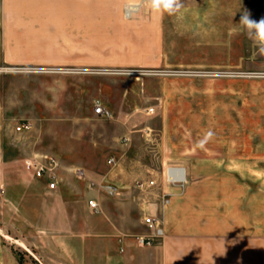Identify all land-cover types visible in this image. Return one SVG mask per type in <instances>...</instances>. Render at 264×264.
Returning a JSON list of instances; mask_svg holds the SVG:
<instances>
[{
    "label": "rangeland",
    "instance_id": "374dc122",
    "mask_svg": "<svg viewBox=\"0 0 264 264\" xmlns=\"http://www.w3.org/2000/svg\"><path fill=\"white\" fill-rule=\"evenodd\" d=\"M64 2L55 0L57 14L51 15L58 19V35H64L60 34L64 28ZM180 3L181 9L169 15L153 11L146 0H89L87 39L50 36L48 41H42L63 53L70 48L79 54L88 51L86 66H76L72 71L63 70L70 68L67 66L0 70V233L10 239L1 234L0 238L20 264L38 262L18 246V241L43 264H78L77 258L81 261L82 257L66 255L64 247L75 245L71 238L87 235L88 262L101 264L97 254L109 256L113 250L104 225L118 224L120 240L140 234L144 226L138 210L139 192L133 189L131 180L115 182L119 195L111 197L99 188L90 189L75 172L80 169L99 180L109 172L110 156L120 158V175L131 173L136 178H147L162 170L158 113L161 81L165 79L184 81L183 88H179L184 91L185 115L193 116L169 120L168 134L179 133L184 145L199 140L202 145L217 143L220 147L226 134L232 133L233 154L243 155V166H239L240 160L234 161L233 168L226 167V163L218 168L199 164L193 168L192 179L199 182L214 174L231 178L235 182L233 191H241L249 199V206L240 207L260 233V192L264 193V175L260 174L264 54L248 34L238 31L236 23L242 9L249 10L253 19L264 18V0ZM135 5L138 8L134 9ZM50 23L52 27L54 22ZM129 45L136 50L134 54L127 48ZM124 62L133 65L118 67ZM116 95L137 104V118L122 128L114 118L92 114L96 99L105 96L113 102ZM167 102L170 111H181L175 99ZM149 108L153 109L150 114ZM18 121H27L29 129L17 131ZM125 129H130L133 137L120 140ZM241 148L246 151L240 153ZM33 155L57 161L56 189L47 190L43 179H35L24 169L22 160ZM18 181L23 185L18 187ZM217 186L222 190L218 196L222 197L225 188L232 185L222 182ZM203 187L198 184L194 190L205 192L209 185ZM90 196L99 202L97 213L86 208ZM200 203L204 213L214 212L209 210L210 202ZM220 210L222 206L216 209ZM201 217L206 222L210 216ZM217 218L220 223L228 219L211 216Z\"/></svg>",
    "mask_w": 264,
    "mask_h": 264
},
{
    "label": "crops",
    "instance_id": "0c3cea01",
    "mask_svg": "<svg viewBox=\"0 0 264 264\" xmlns=\"http://www.w3.org/2000/svg\"><path fill=\"white\" fill-rule=\"evenodd\" d=\"M133 7L134 9L138 8V5ZM63 8L64 28L63 33L62 28L60 29V34L64 35H58L56 26L58 19L57 17L51 18V15L56 16L54 12L57 14L55 0H0V70L4 69L3 67L67 66L70 68H64L63 70L72 71L74 70L72 68L76 66H86L88 64V51L82 50L79 54L74 51V48H70L65 49L63 53L58 51L57 48L51 49L46 42H42L48 41L51 38L50 36L55 39L65 38L71 40L74 38H80L81 40L88 38L89 0H65ZM50 22H54L52 26L54 29L50 27ZM127 48L133 54L136 52L131 45ZM139 55L143 54L139 52ZM131 65L133 63L124 62L119 63L118 67L129 68ZM179 86L183 88L184 81L171 79L161 81L162 96L158 113V120L161 121L159 144V161L163 166L161 171L168 166H179L185 169L186 174V183L182 190L177 187L169 189L172 196L170 203L163 212L164 235L161 239H158L151 246H140L136 241L137 236L148 235L151 232L141 222V208L145 197L134 187L135 180L145 178H136L131 173L120 175V172H122L121 161L120 158L115 156L108 157L109 172L99 180H95L83 173L82 170L77 169L80 171V175L75 174L76 177L86 180L90 189L93 187L99 188L111 197L119 195L115 182H122V179L131 180L133 189L139 192L138 210L140 223L144 228L140 234L134 236L135 238L125 237L120 240L118 233L121 232V227L118 224L112 227L104 225V231L109 232L111 236L110 246L112 245L113 250L109 256L102 253L97 254L96 257L101 259V264H264V193L260 192V233H258L259 230L252 227L247 214L240 207L243 204V206H249V199L244 197L243 192L233 191L235 182L231 178L222 179V177L214 174L205 176L201 181L195 182L191 177L193 168L199 164H207L218 168L222 163H226V167L233 168L236 166L233 165L234 161L240 160L239 166H243V155L235 156L233 154L232 133L226 134V139L222 140L223 144H220V147L217 146V143L212 146H205L200 144L199 140L196 143L190 144L189 142L184 145V141L180 143L179 133L168 134L169 120L179 121L185 118H193L190 113L187 117L185 115L184 91L182 88L180 90ZM101 97V101L100 99H96V101L109 111L110 116L96 117L114 118L115 124L119 128L126 126L127 123L129 124L137 118L136 102L124 101L119 95H116L113 102H110L105 96ZM169 99L173 101L175 99L176 107L181 111H174V109L170 111L167 102ZM172 105L175 106L173 102ZM121 132L123 133L120 140L131 139L134 134L130 129ZM260 136H262L260 138V174L264 175V170H262L264 168V125H260ZM169 140L171 142L168 143ZM117 146L123 148L119 143ZM244 151H246L245 148L240 149V153ZM204 152L207 154H202ZM33 156L36 157V155ZM111 157L113 162L109 161ZM116 171H118V175H115ZM161 171L154 176L157 175L159 178ZM25 173L24 171V176L28 177ZM107 175L109 176L106 177ZM222 182L226 185L230 183L232 186L230 189L225 188V192H222L224 194L219 197L218 192L222 190L217 185ZM17 183L18 187L23 185L20 181ZM198 184L204 186L203 188H205V184H208L209 188L207 191L204 189L205 192L195 191L194 189ZM108 185L115 187L116 192L114 194L107 193L105 187ZM212 185L216 186L213 187ZM89 198L96 199L94 196ZM206 201L210 202L209 210H214V212L204 213L203 204L200 202ZM85 205L88 209L87 204ZM221 206L222 211H216ZM207 213L208 215H206ZM217 215L230 219V222L228 219L225 220V223H220L221 220H218V218L217 220L211 219V216ZM201 216L210 217L205 222L202 221ZM251 232H255V234H250ZM1 235L10 239L7 234ZM78 238H71L72 243H75V245L72 248L64 247L65 253L70 256L79 255L80 258L82 257L83 260L81 261L77 258L78 264H89L88 236L84 235ZM19 243L24 246L18 245L21 249L36 258L34 260L38 262L37 264H43V260L38 259L34 252L29 250L23 242L18 241L17 244ZM120 246L121 251H118ZM73 250L75 251L73 252ZM0 264H20L12 251L2 245L1 238Z\"/></svg>",
    "mask_w": 264,
    "mask_h": 264
},
{
    "label": "built area",
    "instance_id": "2783aa9c",
    "mask_svg": "<svg viewBox=\"0 0 264 264\" xmlns=\"http://www.w3.org/2000/svg\"><path fill=\"white\" fill-rule=\"evenodd\" d=\"M148 113H152L153 109L149 108ZM95 116L109 117L110 113L104 109L99 103H95L92 109ZM30 124L27 121H19L16 123L17 131L28 130ZM109 161L113 162L111 157ZM23 166L25 170L31 173L35 179H43L45 181V187L51 191L58 186V163L53 157L44 156L43 158H37L35 156L26 157L23 159ZM77 176L80 175V171L75 172ZM186 183L185 169L179 166H168L161 175L150 176L145 179H138L134 181V187L140 193L143 194L145 199L141 208L142 216L141 222L150 229V234L139 235L136 238L138 245L151 246L158 239H161L163 234V212L165 207L170 203L172 196L169 189L177 187L183 189ZM108 194H114L116 192L115 187L108 185L105 187ZM3 191V184L0 178V193ZM88 209L92 212L99 210V205L96 199L89 198L86 202Z\"/></svg>",
    "mask_w": 264,
    "mask_h": 264
},
{
    "label": "clouds",
    "instance_id": "9594fccd",
    "mask_svg": "<svg viewBox=\"0 0 264 264\" xmlns=\"http://www.w3.org/2000/svg\"><path fill=\"white\" fill-rule=\"evenodd\" d=\"M146 2L153 11H163L169 15L177 13L182 7L180 0H146ZM236 26L238 31L248 34L258 45L260 52L264 54V18L253 19L249 10L242 9Z\"/></svg>",
    "mask_w": 264,
    "mask_h": 264
},
{
    "label": "bare ground",
    "instance_id": "6f19581e",
    "mask_svg": "<svg viewBox=\"0 0 264 264\" xmlns=\"http://www.w3.org/2000/svg\"><path fill=\"white\" fill-rule=\"evenodd\" d=\"M5 238H7V239H8V237H7V236H6ZM18 245H19V246H21V247L23 246V245H21L20 243H19ZM23 247H24V246H23Z\"/></svg>",
    "mask_w": 264,
    "mask_h": 264
}]
</instances>
